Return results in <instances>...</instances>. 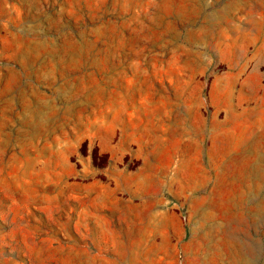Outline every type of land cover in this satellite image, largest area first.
I'll return each instance as SVG.
<instances>
[{
	"label": "rangeland",
	"instance_id": "1",
	"mask_svg": "<svg viewBox=\"0 0 264 264\" xmlns=\"http://www.w3.org/2000/svg\"><path fill=\"white\" fill-rule=\"evenodd\" d=\"M0 264H264V0H0Z\"/></svg>",
	"mask_w": 264,
	"mask_h": 264
}]
</instances>
